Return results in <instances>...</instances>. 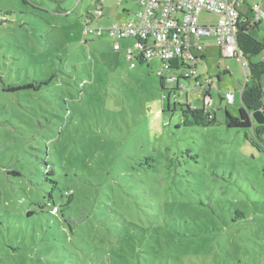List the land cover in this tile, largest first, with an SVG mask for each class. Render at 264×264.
I'll list each match as a JSON object with an SVG mask.
<instances>
[{"label":"rangeland","instance_id":"374dc122","mask_svg":"<svg viewBox=\"0 0 264 264\" xmlns=\"http://www.w3.org/2000/svg\"><path fill=\"white\" fill-rule=\"evenodd\" d=\"M95 1L0 0V264H264V149L252 127L225 124L248 58L201 38L217 121L183 125L207 91L186 78L163 88L158 57L132 65L135 39L109 27L136 0H100V18ZM88 14L102 35L84 34Z\"/></svg>","mask_w":264,"mask_h":264},{"label":"built area","instance_id":"2783aa9c","mask_svg":"<svg viewBox=\"0 0 264 264\" xmlns=\"http://www.w3.org/2000/svg\"><path fill=\"white\" fill-rule=\"evenodd\" d=\"M135 16L118 21L109 27L110 35L117 39L132 37L135 45L127 48L128 57L135 65V60L160 58L162 67L158 74L166 82L176 83L180 87L182 78L194 81L200 90H206L204 105H212L211 90L217 84L210 78L203 81L198 75V65L205 57L204 50L211 42H203L202 37H213L212 44L219 46L224 56H234L241 60L243 56L237 42V32L242 21L250 11L254 20L264 17V8L260 3L246 5L243 0H137ZM104 7L97 5L95 16H103ZM202 11L218 14L214 24L200 22ZM90 22V20H89ZM87 26L84 34H103L102 29ZM120 49V42L114 43ZM137 51V53L135 52ZM184 87V86H183ZM242 91V90H241ZM234 94L228 92L226 100H233ZM53 212H57L54 207Z\"/></svg>","mask_w":264,"mask_h":264},{"label":"trees","instance_id":"16d2710c","mask_svg":"<svg viewBox=\"0 0 264 264\" xmlns=\"http://www.w3.org/2000/svg\"><path fill=\"white\" fill-rule=\"evenodd\" d=\"M98 5L100 0L95 1ZM97 8V7H96ZM247 19L242 21L237 32V42L240 51L243 56L248 58V66L250 70V76L247 77L245 85L241 91V98L243 105L239 109V114L235 115L226 109L225 111V124L228 127L235 128H250L253 129V135H249L246 132L247 139L257 148L264 149V124H255L252 118V111L264 108V60L252 61L251 56L258 54L264 50V38H258L256 33L259 29V20H254L252 11L249 12ZM86 22L94 19V15H87ZM102 17V16H100ZM99 17V18H100ZM142 61V60H140ZM227 72V70H226ZM220 79V76H219ZM162 87L165 88L166 82L161 78ZM182 124L186 126L194 125H208L217 121L216 109L209 110L206 105L193 106L186 104L182 107ZM45 168V179L55 183L49 192V199L47 204H53L51 213L57 214L60 211L58 205H56L53 198V190L57 187V181L49 178L54 172L48 163ZM57 207V212H53V208Z\"/></svg>","mask_w":264,"mask_h":264},{"label":"water","instance_id":"95a60500","mask_svg":"<svg viewBox=\"0 0 264 264\" xmlns=\"http://www.w3.org/2000/svg\"><path fill=\"white\" fill-rule=\"evenodd\" d=\"M251 115L258 124H264V108L252 111Z\"/></svg>","mask_w":264,"mask_h":264},{"label":"crops","instance_id":"0c3cea01","mask_svg":"<svg viewBox=\"0 0 264 264\" xmlns=\"http://www.w3.org/2000/svg\"><path fill=\"white\" fill-rule=\"evenodd\" d=\"M137 1V0H136ZM244 1V5H243V8L246 6V5H248L249 3H248V1L247 0H243ZM205 58V57H204Z\"/></svg>","mask_w":264,"mask_h":264}]
</instances>
